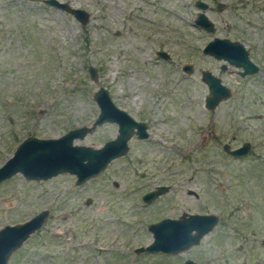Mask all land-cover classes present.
<instances>
[{
	"label": "rangeland",
	"instance_id": "1",
	"mask_svg": "<svg viewBox=\"0 0 264 264\" xmlns=\"http://www.w3.org/2000/svg\"><path fill=\"white\" fill-rule=\"evenodd\" d=\"M57 1L83 9L88 20L42 0H0V164L26 136L54 138L90 125L99 86L148 125V136H131L124 155L81 184L66 172L0 182V227L47 211L6 264H264V65L239 76L201 52L218 36L263 56L264 0H201L203 9L198 0ZM199 11L213 32L195 25ZM204 69L230 90L212 109L204 107ZM116 128L104 122L75 143L99 146ZM244 140L251 144L244 156L222 148ZM158 184L168 190L142 204L141 193ZM182 212L218 220L175 254L134 252L152 240L148 223Z\"/></svg>",
	"mask_w": 264,
	"mask_h": 264
},
{
	"label": "water",
	"instance_id": "2",
	"mask_svg": "<svg viewBox=\"0 0 264 264\" xmlns=\"http://www.w3.org/2000/svg\"><path fill=\"white\" fill-rule=\"evenodd\" d=\"M42 2L69 12L81 24L88 20V13L83 9L70 7L57 0H42ZM196 6L203 9L206 3L198 0ZM194 23L206 31H214L213 22L202 11L197 12ZM202 52L222 59L229 65L241 67L242 70L239 72L241 75L256 70V66L247 58L242 43L236 40L213 36L203 46ZM157 54L164 58L168 57L164 51H157ZM224 67L225 65L222 64L221 68ZM184 69L188 71L190 66L185 65ZM87 71L89 78L96 80L94 67L88 65ZM201 80L207 87V94L204 97V107L207 109L214 108L230 95L229 88L210 71L202 70ZM92 98L98 107V113L90 125L68 129L54 138L26 136L16 145L12 154L0 164V182L16 173H20L25 180H40L66 172L75 176V184H81L99 174L112 159L124 155L128 148L127 142L132 135L137 138L147 137L146 123L134 119L125 110L117 107L103 86H99L93 92ZM104 122L116 124V134L113 138L96 147L75 143V140L82 139ZM222 148L233 157H241L247 154L249 144L244 142L235 148H229L224 144ZM165 189L164 185L156 186L146 192L142 200L150 201ZM46 215L47 211L41 210L21 223L4 224L0 227V264L7 263L11 253L42 224ZM217 220L218 217L212 213L188 212H182L178 218H161L147 225L152 236L151 242L146 246L135 248L134 252L175 254L196 245ZM260 242L264 246V238ZM183 264L196 263L188 258Z\"/></svg>",
	"mask_w": 264,
	"mask_h": 264
},
{
	"label": "flooded vegetation",
	"instance_id": "3",
	"mask_svg": "<svg viewBox=\"0 0 264 264\" xmlns=\"http://www.w3.org/2000/svg\"><path fill=\"white\" fill-rule=\"evenodd\" d=\"M201 1V0H200ZM197 2V1H196ZM202 2H204V1H202ZM221 6V4H219V3H217L216 4V7L218 8V7H220ZM214 24V23H213ZM196 25V24H195ZM197 26V25H196ZM198 27V26H197ZM198 28H200V29H203V28H201V27H198ZM214 29H215V25H214ZM213 37V36H212ZM211 37V38H212ZM218 37V36H217ZM220 38H227V37H220ZM229 40H231V41H238V42H240V43H242V45H243V47H244V50H246V56H247V58L254 64V66H256V70L253 72V73H250V74H244V75H241L239 72L242 70V68L241 67H235V66H233V65H230V66H233V67H235V71L237 72V74L239 75V76H251V75H253V74H255L256 72H259L260 71V67H261V65H264V55L263 56H259V57H257V53H256V50H257V48L256 47H253L251 44H248V45H246V44H244L243 43V41H240V40H238V39H230V38H228ZM207 43V42H206ZM205 43V44H206ZM204 44V45H205ZM203 45V46H204ZM203 48V47H202ZM202 48H201V52H202ZM203 53V52H202ZM203 54H207V55H209V56H212V55H210V54H208V53H203ZM212 57H214V56H212ZM215 58V57H214ZM217 59V58H216ZM224 61V60H223ZM223 64L225 65V67L227 66V65H229L226 61L225 62H223ZM227 64V65H226ZM225 67L224 68H221V69H225ZM264 67V66H263ZM202 71V70H201ZM212 74V73H211ZM214 75V74H213ZM200 77H201V72H200ZM140 121V120H139ZM147 125V124H146ZM147 129H148V125H147ZM147 129H146V131H147ZM132 136H135V135H132ZM147 136H148V131H147ZM136 137V136H135ZM244 142H248V144H249V149H250V146H251V144H250V142L249 141H247V140H244V141H242V142H240L238 145H235L234 147H231L230 146V144H228V143H225V144H227L228 145V147L230 148H235V147H238V146H240V145H242ZM224 145V144H223ZM222 145V146H223ZM112 185L113 186H116L117 185V183L115 182V181H113L112 182ZM161 185H164V186H166V189L163 191V192H165L166 190H168V185L167 184H158V185H155V186H152L151 188H149V189H147V190H145V191H143L142 193H141V195H140V200L142 201V204H146L147 202H149V201H147V202H145V201H143L142 200V196L146 193V192H148V191H150V190H153L156 186H161ZM162 192V193H163ZM161 193V194H162ZM159 196V195H158ZM157 196V197H158ZM157 197H155V198H157ZM154 198V199H155ZM154 199H152V200H154ZM151 200V201H152ZM182 214V213H181ZM180 214V215H181ZM179 215V216H180ZM179 216H177V217H168V218H178ZM162 218H164V217H162ZM161 219V218H160ZM149 224V223H148ZM147 224V225H148ZM186 259H188V258H185L184 260H183V262L186 260ZM183 262H182V264H183Z\"/></svg>",
	"mask_w": 264,
	"mask_h": 264
}]
</instances>
